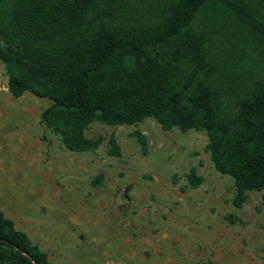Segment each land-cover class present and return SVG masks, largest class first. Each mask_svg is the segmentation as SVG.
I'll return each instance as SVG.
<instances>
[{
	"label": "trees",
	"instance_id": "16d2710c",
	"mask_svg": "<svg viewBox=\"0 0 264 264\" xmlns=\"http://www.w3.org/2000/svg\"><path fill=\"white\" fill-rule=\"evenodd\" d=\"M247 50L260 63L242 74L226 114L239 65L231 53ZM0 62L11 97L50 100L39 123L67 151L100 144L83 136L89 123L149 117L163 131L204 132L214 170L233 182L234 208L264 189V0H0ZM185 180L194 188L201 177L190 169ZM0 264L53 263L0 211Z\"/></svg>",
	"mask_w": 264,
	"mask_h": 264
},
{
	"label": "rangeland",
	"instance_id": "374dc122",
	"mask_svg": "<svg viewBox=\"0 0 264 264\" xmlns=\"http://www.w3.org/2000/svg\"><path fill=\"white\" fill-rule=\"evenodd\" d=\"M260 56L231 53L239 65L225 85L226 114ZM6 85L0 62V211L53 264H264V189L234 208L233 182L214 170L204 132L163 131L149 117L92 122L83 136L100 144L70 152L39 123L50 100L13 98ZM190 169L201 177L194 188Z\"/></svg>",
	"mask_w": 264,
	"mask_h": 264
},
{
	"label": "crops",
	"instance_id": "0c3cea01",
	"mask_svg": "<svg viewBox=\"0 0 264 264\" xmlns=\"http://www.w3.org/2000/svg\"><path fill=\"white\" fill-rule=\"evenodd\" d=\"M49 260V259H48ZM51 262V261H50Z\"/></svg>",
	"mask_w": 264,
	"mask_h": 264
}]
</instances>
